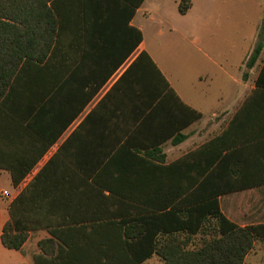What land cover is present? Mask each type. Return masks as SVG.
Wrapping results in <instances>:
<instances>
[{
    "label": "crops",
    "instance_id": "0c3cea01",
    "mask_svg": "<svg viewBox=\"0 0 264 264\" xmlns=\"http://www.w3.org/2000/svg\"><path fill=\"white\" fill-rule=\"evenodd\" d=\"M179 1L59 0L66 13L62 16V56L56 54L55 60L65 61L68 43L75 40L77 32L81 103H86L18 185H13L8 171L0 169V183H5L0 186V264H34L40 252L38 242L51 236L50 228L81 226L82 243V234L95 229L91 226L120 220L118 214H143L142 203L125 201L121 193L134 199L162 200L167 193L165 184L184 180L180 165L190 167L185 180L192 181L198 172L212 170L215 154H225L231 145L233 159L229 166L245 167L248 158V165L256 167L250 178L261 183L218 196L220 210L239 226L264 223V137L243 146L246 134L264 135V109L253 110L252 125L235 120L255 87L256 76L242 79L252 48L236 56L231 45L214 42L224 22L239 24L244 20L245 1L190 0L184 14L178 11ZM73 7H77L76 14L68 15ZM75 22L77 29L72 25ZM138 33L140 41L135 47ZM189 39L194 56L197 53V58L191 60L194 66L172 69L162 53L170 44ZM141 52L151 58L160 74L144 70L143 65L129 71ZM32 63L22 74V81H29L35 92L49 93L45 101L50 105V116L62 113L58 108L68 99V84L61 75L55 80L51 67L42 70L43 63ZM238 73L240 78L236 77ZM214 83L220 90L216 96ZM230 85L235 87L232 91ZM224 93L226 104L219 100ZM80 122L77 144L81 143V159L59 156L54 165L47 167ZM178 138L181 140L175 143ZM181 160L182 164L170 167ZM235 177L219 176L220 180L231 181ZM34 180L28 213L31 221L40 225L29 231L20 249L6 248L1 234L10 218V204ZM101 183L130 185L123 187L120 195H109L97 185ZM132 184H159L163 188L154 195L150 186L137 190ZM112 215L117 217L108 219Z\"/></svg>",
    "mask_w": 264,
    "mask_h": 264
},
{
    "label": "trees",
    "instance_id": "16d2710c",
    "mask_svg": "<svg viewBox=\"0 0 264 264\" xmlns=\"http://www.w3.org/2000/svg\"><path fill=\"white\" fill-rule=\"evenodd\" d=\"M190 5V0H180L178 11L184 14ZM68 11V15L76 14L77 7ZM65 13L59 0H0V169L10 173L13 185H18L25 178L86 103H81V46L77 32L75 40L68 43L65 61L55 60L56 54L62 56V16ZM72 25L77 29L76 22ZM139 41L138 33L135 47ZM30 50L36 53L32 54ZM262 50L263 42L259 40L245 62L243 80L248 79ZM32 62L34 65L43 63L42 70L51 67L53 78L58 80L57 75H61L64 84H68V99L58 108L62 113L50 116V105L45 101L49 93L35 92L29 81H22V74H26ZM141 65L144 70L160 74L145 52L136 57L129 71ZM254 84L239 116H235L237 122L245 125L253 124V110L264 109V60ZM80 130L81 122L47 167L54 165V159L59 156L69 160L81 159V143L77 144ZM245 137L243 146L264 135L251 133ZM180 140L178 138L174 142ZM230 147L232 145L225 154L221 151L215 154L213 160L216 166L212 170L198 172L192 181L185 180L190 167L180 165L184 180L180 184H165L167 193L162 200L156 197L134 199L121 193V197L127 199L125 201L142 203L143 214L128 217L118 214L120 220L103 221L101 226H91L95 229L82 234V243L81 226L50 228L51 236L38 242L40 252L35 255L34 264H141L152 255H157L162 264H243L254 241H264V223L237 225L221 212L218 196L260 185L261 182L250 178L256 167L248 165V158L245 167L229 166L233 159ZM67 152H73L74 157ZM183 162L181 160L170 167ZM230 174L236 176L232 181L219 178ZM34 182L27 184L10 204V218L1 234V243L6 248L20 249L29 231L40 225L31 221L28 213ZM97 185L102 191H109V195H120L123 187L130 184ZM132 186L137 190L150 186L154 195L163 188L159 184ZM111 217L108 219L117 216Z\"/></svg>",
    "mask_w": 264,
    "mask_h": 264
},
{
    "label": "rangeland",
    "instance_id": "374dc122",
    "mask_svg": "<svg viewBox=\"0 0 264 264\" xmlns=\"http://www.w3.org/2000/svg\"><path fill=\"white\" fill-rule=\"evenodd\" d=\"M245 1V17L244 20H240V23L224 22L222 24V30L219 32L217 37L214 39V42L221 44L224 42L228 46L231 45L233 54L236 56L240 55L243 50L247 51L252 48L249 54L252 52L257 41L261 40L263 42V50L259 56V59L256 65L252 68L250 73V79L254 78L262 64L264 59V0H244ZM222 33V35L220 34ZM227 33L228 35H223ZM224 37V38H222ZM199 41V39L197 40ZM199 43V42H198ZM168 49H165L162 53L163 59L166 63L174 69L180 70L189 69L194 66L195 61L192 59L197 58V53L195 51V56L192 49L194 46L191 45L189 40H182L179 44H170ZM192 48V49H191ZM170 49V50H169ZM193 55V56H192ZM201 57V55H200ZM203 57V55H202ZM213 58L218 56H212ZM238 78L241 77V73H238ZM216 83L212 85L214 95L220 91L218 86H215ZM234 85L229 86V90L232 91ZM235 88V87H234ZM223 99H219L220 102L226 104L225 102V93L222 95ZM78 120L76 121V123ZM75 123V125H76ZM74 126V125H73ZM78 126V125H77ZM0 186L4 187L5 183H0ZM198 237V236H197ZM196 237V238H197ZM157 256V255H156ZM153 257L149 263L146 264H159L158 257ZM244 264H264V241L261 239H256L254 241L253 248L245 256Z\"/></svg>",
    "mask_w": 264,
    "mask_h": 264
}]
</instances>
